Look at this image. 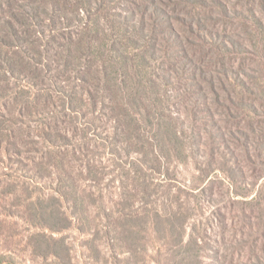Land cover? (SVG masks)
Segmentation results:
<instances>
[{
	"label": "rangeland",
	"instance_id": "rangeland-1",
	"mask_svg": "<svg viewBox=\"0 0 264 264\" xmlns=\"http://www.w3.org/2000/svg\"><path fill=\"white\" fill-rule=\"evenodd\" d=\"M37 1L58 12L34 20L27 42L0 41V264H264V0H159L178 32L179 13L222 47L189 46L228 77L219 95L196 89L191 110L159 82L175 47L135 60L130 90L107 88L100 61L91 72L58 58L98 15L105 48L91 61L110 62L116 44L150 51L128 39L132 24L103 18L106 1L126 0H93L91 15L84 0Z\"/></svg>",
	"mask_w": 264,
	"mask_h": 264
},
{
	"label": "trees",
	"instance_id": "trees-1",
	"mask_svg": "<svg viewBox=\"0 0 264 264\" xmlns=\"http://www.w3.org/2000/svg\"><path fill=\"white\" fill-rule=\"evenodd\" d=\"M35 1L38 3L37 0ZM180 1L185 2L186 0H176V2ZM1 2L0 41L2 43L5 42L7 45L9 40L12 39L3 35V32L8 34L7 36L11 38L14 37L16 40L22 41V43L24 41L27 42L28 33L29 31L31 32L30 26L36 25L38 23L34 20L42 19L41 14L48 16L50 14V10L55 13L58 12L57 8L51 7V3H49L50 6L40 3L37 4L34 3V0L26 1V3L21 5V7L15 5L13 0H8V3L7 1L3 2L7 3L6 7H4L3 3ZM114 2H117V0ZM126 2L130 5V7H128L129 5H126L124 11H117L114 9L115 7L109 10L112 5L110 6V3L106 1L105 4H107V6L105 7L104 5L103 7L106 10L105 16L103 18L110 19L111 21V17H115L111 22L132 24V27L135 30H128V32L131 31L126 34L129 36L128 39L131 42L137 43L140 42L139 40H145V42H147V39H149L148 48H150V51H147L146 53L145 50H142L141 55L139 54L131 57L129 53L124 51L121 45L116 44L113 46L114 49L112 53L118 54V56L111 58V64L107 59L103 58V55H101L102 59H96V62L94 60L91 61L90 58H96L97 54H100L105 48V43L101 37V34H99V28L101 30L103 28H101L102 20L98 15L96 19H92L96 25V31H91L89 30V27H87L86 29H88V31H84L80 40H74L73 35H71L68 38V43L65 44L64 49L61 51L58 58L60 60H65V65L72 64L77 61V59H83L85 61V63H83L84 65L88 63L90 66H92L91 72L93 71V67H95L98 61H100L102 65V74L104 75V78L102 79L107 88L112 90H121L123 88L130 90L129 80L131 77V70L136 66L135 60L144 61L147 63L148 54L153 55L155 51L158 50L166 52V49L175 47L172 48L173 51L169 53V60L171 62L169 68L164 69L165 72L160 75L159 82L162 83V85H172L173 83L177 84V96L179 95L178 98H180V104L184 105L186 110H189L191 107L195 106V102H192L190 99L192 93H197L196 89H201L198 92L200 96H203L205 92L202 90H205L206 84L210 91L216 95H219V91L221 89H225L226 86H228V77H226L227 70L222 73H226L224 74V77H219V75L214 73V70H208L207 65L204 64L205 62L203 60L207 56L199 57V60H197L196 56H193L190 53L191 51L189 46L191 45H199L203 47L204 45L208 46L210 52L212 53L222 51V47L219 46V43L216 42L217 40L214 37L211 36L213 40L207 39L206 34H202L200 32L201 25H195V23L198 22L197 19H188L187 17H182V15L178 13L176 19H181L184 26L183 31L178 32L169 21L170 16L172 15L169 13V11H167V9L159 4V0H126ZM93 5V0H84L82 1V4L77 6V9L79 12L82 11L85 14H97L99 9L97 6L94 8ZM147 15L152 16L150 22L147 21ZM54 17L55 15L52 17L53 20ZM30 21H32L31 24ZM113 27L115 26L113 25ZM112 30L114 31L115 29L112 28ZM121 42H123V40H121ZM168 44H171V47ZM185 46H187V48ZM2 53H5L10 65H12V68H15L16 63L13 61L15 56H10L8 52ZM115 58L121 59L119 62L120 66L116 64L118 59L115 60ZM123 60L124 65L122 67ZM84 69L88 70V67L84 66ZM113 69L117 72L118 69L124 72V78L121 82L124 84L123 86L115 87V85L113 86L110 83L114 80L109 78L111 71H114ZM82 70L83 68L80 67L76 73L78 74V72H81ZM77 79L80 81H86L85 75L78 76ZM188 79H191V81L188 82ZM148 83L152 88L156 89V93H160V87L162 85L158 83L156 79L152 80L150 78ZM135 85L141 90H145L147 87L145 79L135 80ZM133 89L134 87L131 88L132 91H134ZM216 100L217 102L219 101L217 97ZM133 104L134 106H137V103L134 101Z\"/></svg>",
	"mask_w": 264,
	"mask_h": 264
}]
</instances>
